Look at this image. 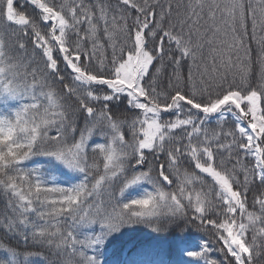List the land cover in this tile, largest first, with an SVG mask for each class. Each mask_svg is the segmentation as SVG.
Here are the masks:
<instances>
[{"label": "snow or ice", "instance_id": "obj_1", "mask_svg": "<svg viewBox=\"0 0 264 264\" xmlns=\"http://www.w3.org/2000/svg\"><path fill=\"white\" fill-rule=\"evenodd\" d=\"M264 264V0H0V264Z\"/></svg>", "mask_w": 264, "mask_h": 264}, {"label": "trees", "instance_id": "obj_2", "mask_svg": "<svg viewBox=\"0 0 264 264\" xmlns=\"http://www.w3.org/2000/svg\"><path fill=\"white\" fill-rule=\"evenodd\" d=\"M153 244V234L150 229L145 226H137L127 230L125 238L112 245V252L106 257V260L115 262V264H127L129 261L141 259L167 262L179 259V256L169 250L167 245H162L159 250H154Z\"/></svg>", "mask_w": 264, "mask_h": 264}]
</instances>
